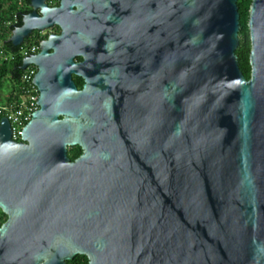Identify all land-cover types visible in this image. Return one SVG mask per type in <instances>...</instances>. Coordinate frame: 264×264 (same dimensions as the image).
Here are the masks:
<instances>
[{
    "label": "water",
    "instance_id": "obj_1",
    "mask_svg": "<svg viewBox=\"0 0 264 264\" xmlns=\"http://www.w3.org/2000/svg\"><path fill=\"white\" fill-rule=\"evenodd\" d=\"M106 1L30 0L7 39L61 29L19 65L37 66L39 91L20 141L0 117V264H264V0L249 10V78L237 0H127L159 39L157 106L134 135L82 108L71 78L79 24L91 32Z\"/></svg>",
    "mask_w": 264,
    "mask_h": 264
},
{
    "label": "flooded vegetation",
    "instance_id": "obj_2",
    "mask_svg": "<svg viewBox=\"0 0 264 264\" xmlns=\"http://www.w3.org/2000/svg\"><path fill=\"white\" fill-rule=\"evenodd\" d=\"M59 1L47 0V3L55 6ZM105 4L106 12H99L95 23L88 25L91 32H84L83 24H79V42L73 58L75 72L71 78L82 108L107 109V122L118 127V132L127 128L134 135L136 131L141 132L145 115L154 101L157 106V22L153 37L152 19L150 14L141 11L139 2L132 12L127 0H107ZM45 30L40 33L39 43L50 33L61 31L56 24ZM82 153L80 145L67 146L70 160ZM7 218L8 214L0 207V227Z\"/></svg>",
    "mask_w": 264,
    "mask_h": 264
},
{
    "label": "trees",
    "instance_id": "obj_3",
    "mask_svg": "<svg viewBox=\"0 0 264 264\" xmlns=\"http://www.w3.org/2000/svg\"><path fill=\"white\" fill-rule=\"evenodd\" d=\"M251 2L252 0H237L240 14V40L235 52L239 66L246 78H249L251 73L249 62L251 42L248 26ZM30 9V0H0V49L6 53H15L12 58L0 59V91L5 81H18L22 72L19 69L22 60V56L18 54L19 45L15 46L7 39L13 27L21 24L22 13L28 12ZM15 17H17L16 22H14ZM28 40L27 38L25 41ZM87 261L86 255L76 254L73 258L67 260V264H86Z\"/></svg>",
    "mask_w": 264,
    "mask_h": 264
},
{
    "label": "built area",
    "instance_id": "obj_4",
    "mask_svg": "<svg viewBox=\"0 0 264 264\" xmlns=\"http://www.w3.org/2000/svg\"><path fill=\"white\" fill-rule=\"evenodd\" d=\"M16 21L17 17L14 19V22ZM37 31L39 32L35 34L32 32L28 36V41L24 40L19 45L18 54L22 56V59L27 55L38 52L40 33L43 30ZM14 54L11 52L6 53L0 49V59L6 57L12 58ZM21 70L22 72L18 81L12 82L14 88L6 96L0 98V117L6 116L8 118L11 126V136L16 141L22 139V130L25 124L30 120L32 113L39 107L38 103H36L39 91L37 86L32 82L37 67L30 63Z\"/></svg>",
    "mask_w": 264,
    "mask_h": 264
},
{
    "label": "rangeland",
    "instance_id": "obj_5",
    "mask_svg": "<svg viewBox=\"0 0 264 264\" xmlns=\"http://www.w3.org/2000/svg\"><path fill=\"white\" fill-rule=\"evenodd\" d=\"M35 33H37L36 30L33 31V34ZM44 34H46V30L43 33V35ZM13 88H14V85L12 82H10L9 80L5 81L0 91V98H2L3 96H6Z\"/></svg>",
    "mask_w": 264,
    "mask_h": 264
}]
</instances>
